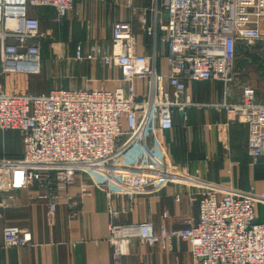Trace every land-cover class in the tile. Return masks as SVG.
<instances>
[{
  "label": "built area",
  "instance_id": "obj_1",
  "mask_svg": "<svg viewBox=\"0 0 264 264\" xmlns=\"http://www.w3.org/2000/svg\"><path fill=\"white\" fill-rule=\"evenodd\" d=\"M73 1L0 0L2 71H37L40 51L33 41L40 23L30 9L51 8L61 20L72 11ZM126 6L130 8V2ZM139 24L152 41L149 55L137 54L131 21L113 25L109 52L101 45L90 48L89 58L119 70V86L112 92L55 88L45 94L17 95L0 87V145L7 131L18 132L22 143L20 159L0 156V213L10 208L16 192L35 186L46 202L51 225L61 198L72 206L64 193L77 174H84L104 193L108 242L115 259L137 238L142 244L166 248L186 240L199 264H264V224L255 222L257 199L252 195L228 191L218 198L209 191L199 201L196 224L159 234L150 223L115 225L113 221L126 211L111 205L117 195L157 194L179 179L189 184L170 162L158 136L173 129L174 112L183 114L195 106L186 94L187 82L220 84L221 100L212 107L245 124L248 156L264 162V77L259 91L235 68L241 47L264 43V0H151L141 11ZM157 41L166 51L165 74L156 66ZM75 57H82L80 48ZM17 62L27 69L7 65ZM136 80L145 83L140 96ZM2 240L5 248L32 243L29 231L12 226L3 228Z\"/></svg>",
  "mask_w": 264,
  "mask_h": 264
},
{
  "label": "crops",
  "instance_id": "obj_2",
  "mask_svg": "<svg viewBox=\"0 0 264 264\" xmlns=\"http://www.w3.org/2000/svg\"><path fill=\"white\" fill-rule=\"evenodd\" d=\"M150 2L74 0L72 11L61 20L51 8H33L30 15L40 23L39 36L33 41L40 51L36 78H40L42 89L37 94L54 88L114 91L119 86V70L89 58L90 48L101 45L109 52L113 25L131 21L137 54L149 55L152 41L140 29L139 16ZM77 48L82 52L79 59L75 57ZM155 51L157 70L165 74L164 45L157 41ZM144 84L134 82L138 96L144 92ZM186 94L195 106L183 114L174 112L173 129L160 131L158 136L170 162L189 178V184L179 179L157 194L112 197V208L126 211L115 224L150 223L155 234L184 229L187 223H197L199 201L209 191L218 198L228 191L252 195L257 199L255 222L264 224V162H253L248 156L247 127L239 118L212 107L221 100L219 83L187 82ZM64 195L72 206L61 198L51 225L46 219V202L39 198L35 186L13 195L10 208L0 213V264H199L192 259L186 240L174 241L166 248L133 238L126 253L115 259L108 242L110 218L104 193L86 175L77 174ZM8 226L29 231L32 243L5 248L2 230Z\"/></svg>",
  "mask_w": 264,
  "mask_h": 264
},
{
  "label": "rangeland",
  "instance_id": "obj_3",
  "mask_svg": "<svg viewBox=\"0 0 264 264\" xmlns=\"http://www.w3.org/2000/svg\"><path fill=\"white\" fill-rule=\"evenodd\" d=\"M235 68L244 82L260 91L264 77V43L241 47L238 50ZM36 73H38V70L24 73L18 71L4 72L0 62V87L7 94L38 95L37 93L42 89V85L40 84V78H36L38 76ZM21 151L22 143L19 133L15 131L5 132L3 142L0 145V156L17 160L21 157ZM113 223L115 224L114 221Z\"/></svg>",
  "mask_w": 264,
  "mask_h": 264
},
{
  "label": "water",
  "instance_id": "obj_4",
  "mask_svg": "<svg viewBox=\"0 0 264 264\" xmlns=\"http://www.w3.org/2000/svg\"><path fill=\"white\" fill-rule=\"evenodd\" d=\"M7 65L10 67H13L14 69H21V70L27 69V65L20 63V62L13 63V64L9 63Z\"/></svg>",
  "mask_w": 264,
  "mask_h": 264
},
{
  "label": "bare ground",
  "instance_id": "obj_5",
  "mask_svg": "<svg viewBox=\"0 0 264 264\" xmlns=\"http://www.w3.org/2000/svg\"><path fill=\"white\" fill-rule=\"evenodd\" d=\"M9 26H12V24H9Z\"/></svg>",
  "mask_w": 264,
  "mask_h": 264
}]
</instances>
